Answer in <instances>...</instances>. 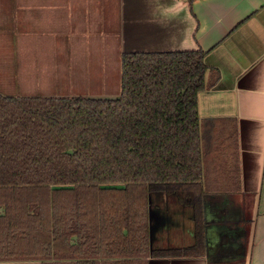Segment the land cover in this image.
I'll list each match as a JSON object with an SVG mask.
<instances>
[{
	"label": "trees",
	"instance_id": "obj_1",
	"mask_svg": "<svg viewBox=\"0 0 264 264\" xmlns=\"http://www.w3.org/2000/svg\"><path fill=\"white\" fill-rule=\"evenodd\" d=\"M205 56L124 53L116 100L0 95V262L147 256L154 193L202 224L234 125L198 117Z\"/></svg>",
	"mask_w": 264,
	"mask_h": 264
},
{
	"label": "crops",
	"instance_id": "obj_2",
	"mask_svg": "<svg viewBox=\"0 0 264 264\" xmlns=\"http://www.w3.org/2000/svg\"><path fill=\"white\" fill-rule=\"evenodd\" d=\"M198 50L206 53V79L218 76L197 95L198 117L232 119L237 171L224 169L226 185L202 196L201 225L190 205L154 193L147 256H76V264H264V0H0L4 97H87L78 90L103 57L116 63L120 81L124 53ZM39 82L65 85L32 89Z\"/></svg>",
	"mask_w": 264,
	"mask_h": 264
},
{
	"label": "rangeland",
	"instance_id": "obj_3",
	"mask_svg": "<svg viewBox=\"0 0 264 264\" xmlns=\"http://www.w3.org/2000/svg\"><path fill=\"white\" fill-rule=\"evenodd\" d=\"M111 60V64H108V59H106V57L102 58V60H98V62L102 63V65H99L97 63L96 66H90L89 68L91 69V75H92V79L89 81H82L81 87L85 88L84 90L81 91L78 90L79 93H84L87 95V97H89L88 95L95 96L96 97H104V96H108L105 94L108 93H114L116 91H119V80L115 81L113 79L112 74L115 76L116 73V68L113 66L116 63H113L112 59ZM119 62V60H118ZM109 65H111V67L113 66V68H111ZM108 66V67H107ZM118 69V76H120V70ZM74 73H76V67H74ZM75 80H76V74H75ZM17 85H19V83H16ZM70 84V83H69ZM72 86L75 87L74 91L72 93L76 94V86L80 87V84L76 85V81L71 83ZM70 84V85H71ZM34 85V83H33ZM39 85V86H38ZM59 83L56 85H54L53 83L49 82V83H37V86L35 85L32 89H43L46 88L45 90H49L51 91L52 89H57V91H59L61 88H64L63 86L65 84H63L60 88H59ZM101 94V95H100ZM114 97V96H113ZM225 140L228 143L227 145V159L229 160V164H230V170H234L237 171V159H236V147H237V138H236V131H235V127L234 125L229 126L228 127V131L227 134L225 135ZM224 148V147H222ZM223 152V151H222ZM224 153V152H223ZM222 160L224 161V159L222 158ZM232 165V166H231ZM233 176L236 179V174L233 173Z\"/></svg>",
	"mask_w": 264,
	"mask_h": 264
},
{
	"label": "water",
	"instance_id": "obj_4",
	"mask_svg": "<svg viewBox=\"0 0 264 264\" xmlns=\"http://www.w3.org/2000/svg\"><path fill=\"white\" fill-rule=\"evenodd\" d=\"M92 99H97V100H116L117 97H91ZM175 200L177 201V198L175 197ZM151 200V195L148 196V236H149V241L152 242L153 236H154V229H153V222H154V213L153 209L151 208L152 204ZM178 204H180L177 201ZM192 210V209H191ZM205 219V218H204ZM193 220H194V215H193Z\"/></svg>",
	"mask_w": 264,
	"mask_h": 264
}]
</instances>
